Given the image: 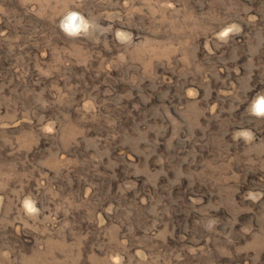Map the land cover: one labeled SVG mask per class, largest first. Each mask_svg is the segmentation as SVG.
Here are the masks:
<instances>
[{
	"label": "rangeland",
	"instance_id": "rangeland-1",
	"mask_svg": "<svg viewBox=\"0 0 264 264\" xmlns=\"http://www.w3.org/2000/svg\"><path fill=\"white\" fill-rule=\"evenodd\" d=\"M0 264H264V0H0Z\"/></svg>",
	"mask_w": 264,
	"mask_h": 264
},
{
	"label": "bare ground",
	"instance_id": "bare-ground-1",
	"mask_svg": "<svg viewBox=\"0 0 264 264\" xmlns=\"http://www.w3.org/2000/svg\"><path fill=\"white\" fill-rule=\"evenodd\" d=\"M73 19H74V17H73ZM72 21L74 22V24H75V26H76L77 21H76V20H72Z\"/></svg>",
	"mask_w": 264,
	"mask_h": 264
}]
</instances>
